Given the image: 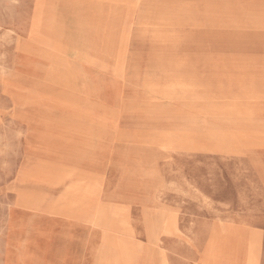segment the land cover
Masks as SVG:
<instances>
[{
  "label": "rangeland",
  "instance_id": "rangeland-1",
  "mask_svg": "<svg viewBox=\"0 0 264 264\" xmlns=\"http://www.w3.org/2000/svg\"><path fill=\"white\" fill-rule=\"evenodd\" d=\"M106 229L147 264L149 233L158 264H251L256 235L264 264V0H0V264H41L33 237L98 253Z\"/></svg>",
  "mask_w": 264,
  "mask_h": 264
},
{
  "label": "bare ground",
  "instance_id": "bare-ground-1",
  "mask_svg": "<svg viewBox=\"0 0 264 264\" xmlns=\"http://www.w3.org/2000/svg\"><path fill=\"white\" fill-rule=\"evenodd\" d=\"M69 8L71 10L78 9L80 12L91 10L93 15L97 14V9H98V7H69ZM45 10L46 9L44 7H35L33 20L31 24V34L32 35L36 33V31L39 30L40 27H42V19H43ZM77 23L81 28H83V25H85L82 18L80 22H77ZM84 29L85 31H88V30L90 31L92 28L90 29L84 26ZM93 29L97 30V28H93ZM154 34H155V30H154ZM175 46H178V45H175ZM64 180L65 179L61 181L55 180L54 182L51 183V185L58 186L59 184H62V191H63L62 193L63 195H67L68 197L69 195H72L73 191L76 190V186L75 184L66 183ZM72 201H75V200H67V201L60 200V202H55L54 204L49 205L47 210H45L44 212L46 214L48 213L51 216L66 217L67 219H69L70 217L78 222H82L90 226L93 225V226L108 227L105 222V214L103 212H106V211L104 209L97 207V206H91V205H86V204H82L79 202H72ZM108 232H109V229L104 230L105 235H107L106 233ZM105 235L103 236L102 246L101 248H99L101 252H98V253L95 252L96 256L99 257V255L100 256L103 255L104 259L103 258L98 259L96 261V264H132L129 254H127L126 252H123L125 250L128 252L127 247L123 246L121 248H114L115 245L113 241L111 240V238L108 235L107 236ZM151 235H152V238L149 237V239L151 238V242H153L154 234L149 233L148 236H151ZM41 236L43 235L41 234ZM259 240H260L259 237L256 235L251 237L250 247H249V251H250L249 260L251 264H254V262H257L258 260L257 255H255V253H257V251L259 253ZM27 241H28L29 249H24V250H28L31 252L32 251L31 247H33V244H35L36 241L39 246L40 252L37 254L34 253L35 256L29 253L31 258H35L37 255V258L40 257L38 259L41 260V264L59 263L60 251L57 250L56 247H54V243H55L54 239L52 238L48 239V238H43V237H39V238L33 237L31 239H28ZM26 258H27V255H26ZM47 258L49 259L47 260Z\"/></svg>",
  "mask_w": 264,
  "mask_h": 264
},
{
  "label": "crops",
  "instance_id": "crops-1",
  "mask_svg": "<svg viewBox=\"0 0 264 264\" xmlns=\"http://www.w3.org/2000/svg\"><path fill=\"white\" fill-rule=\"evenodd\" d=\"M63 220H65V219H63ZM69 220H74V219L69 218V219H66L65 222L66 223H71ZM74 223H78V224L84 225L86 227L85 228L86 230L93 229L92 226L84 224L82 222H78L76 220H74ZM71 224H73V223H71ZM87 238L89 239V237H87ZM88 239H78L77 240V241L82 240V244H78V247L80 245V248H78L75 251L74 255L73 254H69V253H67V254L66 253H62L61 255H59V258H60L59 259L60 260L59 264H96V263H93L91 261L93 257L94 258L97 257L96 254L92 253L91 251L88 250V248H89L88 245L83 244V242H88ZM91 241H93V240H91ZM151 244H153V249H152L153 250V262L151 264H158L157 257H156V255L154 253V252H156V249H154V246L156 245V243L153 241ZM133 246H134V244H133ZM147 252H148V250L141 249V255H140L139 259L133 260V261L131 260V263L132 264H147V262H145V260H144V259L148 258Z\"/></svg>",
  "mask_w": 264,
  "mask_h": 264
}]
</instances>
